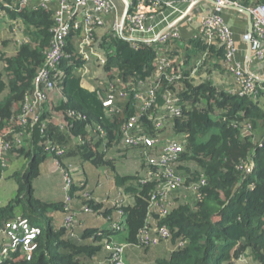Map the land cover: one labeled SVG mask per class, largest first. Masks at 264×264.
<instances>
[{
    "label": "trees",
    "instance_id": "trees-1",
    "mask_svg": "<svg viewBox=\"0 0 264 264\" xmlns=\"http://www.w3.org/2000/svg\"><path fill=\"white\" fill-rule=\"evenodd\" d=\"M37 1L0 0V139L8 144L6 152L0 150V192L4 181L16 185L13 198L0 197V249L7 222L22 217L40 228L31 252L19 249L0 264H112L109 243L124 245L125 264H234L247 257L252 264H264V138L258 133L264 127V84L256 83L254 96L230 93L238 83L227 69L226 50L218 38H171L132 46L108 31L99 35L95 30L94 41L105 52L102 69L107 77L102 89L90 91L83 83L96 80L98 67L84 60L72 43L80 34L81 27L74 25L81 9L76 0H67L72 28L57 66L62 79H55L46 99L22 122L25 98L45 65L55 28L53 6ZM213 70L227 78L228 85L217 82ZM109 94L113 104L104 107ZM168 98L177 99L179 115L163 108ZM150 100L146 107L144 102ZM133 117L131 135L161 143L174 139L182 147L170 162L179 183L157 206L152 198L160 200L166 179L161 173L159 178L148 175L157 167L147 157L160 149L123 141L122 127ZM56 149L62 153L56 155ZM47 158L58 163L55 177L62 180L61 188L71 167L84 170L83 164L89 163L106 171L116 188L113 194L101 197L87 188V181L74 183L69 212L77 217L78 209L85 217H102L110 224L122 220L124 230L78 228L77 222L68 228L64 221L54 225L49 214H65L64 200L35 195L36 181L47 180L41 171ZM162 226L167 227L166 238L155 232ZM142 230L156 241H139ZM117 235L122 242L114 240ZM153 247L161 255L167 251V256L147 263L143 258Z\"/></svg>",
    "mask_w": 264,
    "mask_h": 264
},
{
    "label": "built area",
    "instance_id": "built-area-1",
    "mask_svg": "<svg viewBox=\"0 0 264 264\" xmlns=\"http://www.w3.org/2000/svg\"><path fill=\"white\" fill-rule=\"evenodd\" d=\"M22 3H28L30 0H20ZM191 3L194 0H190ZM213 1V13L205 17L202 21V29L199 36L205 37L209 42H213L215 38H218L226 50L227 69L235 76L238 83L237 89H233L230 93H236L239 96H254L256 83L264 82V76H260L254 71H250L247 67L241 69L231 64V57L233 56V41L230 30L225 24L222 13L223 9L227 6H241L238 2L232 0H212ZM42 6L52 5L55 10L54 22V36L51 43V48L46 54V61L44 67L38 72L35 81L33 92L25 98V102L20 115V120L25 121L27 116L32 114L33 109L41 104L47 97V92L50 90L55 79H62V72L57 69L61 59L65 56L63 47L65 45V38L70 32L72 26L70 23L69 14L71 12V5L67 0H39ZM148 3V4H147ZM159 0H132L127 5V11L122 16H115L109 24H107L106 17L111 13H116V5L113 0H76V6L80 7L81 13L78 16L77 22L74 26H80V34L76 37L72 43L79 47L82 58L86 61L93 60L100 71L102 76L98 77L99 84H102V80L107 77L106 71L102 69L105 64L106 57L105 52L98 47V44L94 41L93 33L100 27L107 26L108 32L113 36L121 37L126 39L135 46L139 41H160L166 42L171 38L178 37V31L174 25L169 28L163 29L160 33L155 34L152 37H146L143 33L150 32L151 28L147 27V20L152 18L154 10L159 5ZM5 6L10 8L12 4L9 2L5 3ZM146 9V10H142ZM251 15L252 20V34L250 39H247V35L242 36V41L249 43L251 54H254L258 60H264V3H259L246 8ZM1 12V11H0ZM102 79V80H101ZM116 81L113 79L109 85ZM152 95V93H150ZM142 101L144 99H141ZM153 100V99H152ZM145 101L144 105L149 107L151 101ZM104 107H111L113 104V95L109 94L103 99ZM163 108L170 115H179L180 107L175 98H168ZM36 120V118L34 119ZM135 118L133 117L127 124L122 127L123 141L133 147L143 145L144 147H159L160 151L156 155L147 157V162L157 167L154 173L151 171L148 175L152 178H159V174L166 179L163 183V187L158 192L160 200L152 198V205L157 206L160 201L166 195V191L170 188L177 186L179 178L173 175L170 167V162L176 158L179 152L182 150L181 144L170 139L164 143H161L159 139L149 138L144 135L134 136L131 135L130 131L133 128ZM159 124V123H157ZM98 136L103 135V131L98 129ZM22 133L18 132L15 135L17 142L20 141ZM8 144L4 143L3 139H0V150L6 152ZM62 150L56 149L55 154L59 155ZM53 163L57 166L56 160ZM75 168H70L63 176V190H64V211L65 217L64 222L69 228L73 223L76 222V215L69 212L71 195L70 191L75 183ZM87 193H83L86 196ZM85 213H90L88 208L84 209ZM162 214L165 213L164 209H161ZM121 214V213H120ZM110 228L114 231L124 230L125 225L122 220L113 222ZM161 238L168 237L167 227L162 226L155 231ZM40 233L38 226H32L29 224L27 219L18 217L16 220L7 222L3 227L1 235L3 241L1 242L0 249V262L8 260L11 256L20 251L24 254L31 252L36 244L35 239ZM141 242H155L157 237H149L147 231L142 230L138 236ZM106 249L111 251V262L112 264H125L124 261V245L117 243H109Z\"/></svg>",
    "mask_w": 264,
    "mask_h": 264
},
{
    "label": "crops",
    "instance_id": "crops-1",
    "mask_svg": "<svg viewBox=\"0 0 264 264\" xmlns=\"http://www.w3.org/2000/svg\"><path fill=\"white\" fill-rule=\"evenodd\" d=\"M132 0H113L116 5V13H111L106 17V23L109 24L110 21L115 17L122 16L127 9L128 3ZM238 2L241 6H227L223 9V19L225 24L228 26L232 41H233V56L230 61L235 67L241 69L248 68L250 71H254L260 76H264V60H258L254 54L249 56L248 44L242 41V36L246 34L247 18L246 16L238 11L236 7L246 9L250 6L264 3V0H245L246 5H242L243 0H232ZM160 9L156 8L153 12L152 18L147 20V27H150V32L143 33L146 37H152L157 33H160L163 29L169 28L174 25L178 31V40L185 41L188 39L195 38L200 35L202 29V21L205 17L213 13V4L207 0H200L199 2L191 3L190 0H159ZM146 10V9H142ZM247 10V9H246ZM252 21V20H251ZM105 31H108L107 26H103L97 29V34L102 35ZM213 69V68H212ZM102 71L98 68L93 73V78L96 79L92 84L83 83L88 90L92 91L94 87H104L103 84H99L98 77H101ZM220 73L213 70V77L219 83H224L228 85V79L219 75ZM102 80V79H101ZM264 84V82H262ZM262 101H264L263 98ZM259 136L264 138V127H260L258 130ZM84 170L77 169L75 173V184L83 185L87 181V188L96 189L101 197L105 195H111L115 191V186L113 180L106 171L102 169H97L89 163L83 164ZM41 171L44 174V178L53 183L55 182V189L52 191L45 190L39 197L43 198H54L58 201L64 200V191L61 188L62 180H58L55 177L56 167L51 158H47L41 165ZM46 180V181H47ZM74 203V204H73ZM72 205L75 206V201ZM77 205V204H76ZM74 208V207H73ZM75 209V208H74ZM76 222L79 223L78 228L84 227H95V228H110L111 224L107 219L102 217H85L80 213L78 209ZM51 216L54 225L59 226L63 223L65 214L64 212H52L49 214ZM81 224V226H80ZM123 231V230H120ZM114 240L122 242V235H117L113 237ZM169 250L168 248H166ZM125 257V256H124ZM227 264V263H225ZM234 264H239L235 261Z\"/></svg>",
    "mask_w": 264,
    "mask_h": 264
},
{
    "label": "rangeland",
    "instance_id": "rangeland-1",
    "mask_svg": "<svg viewBox=\"0 0 264 264\" xmlns=\"http://www.w3.org/2000/svg\"><path fill=\"white\" fill-rule=\"evenodd\" d=\"M36 191H35V195L39 196L40 194H42L43 191L45 190H50L52 191L53 189H55L56 185L55 182L53 181V183L49 180H45V179H39L36 181ZM15 189H16V185L13 181L10 180V182H3L2 186H1V192H0V197L3 199H7V198H13L15 196ZM4 201V200H3ZM160 247V246H158ZM133 248H129L128 252L130 250H132ZM155 247H153L149 253L146 254V256L143 258L145 261L151 262L152 260H154V258L156 257H164L167 256V251L166 253H164L163 255H161L159 252L155 251ZM166 250V249H165ZM249 258H245L244 260L242 259L241 261H236L239 264H252L251 261L249 260ZM139 264H143V263H139ZM225 264V263H224Z\"/></svg>",
    "mask_w": 264,
    "mask_h": 264
},
{
    "label": "water",
    "instance_id": "water-1",
    "mask_svg": "<svg viewBox=\"0 0 264 264\" xmlns=\"http://www.w3.org/2000/svg\"><path fill=\"white\" fill-rule=\"evenodd\" d=\"M199 1L200 0H194L192 3L194 5L195 3L199 2ZM207 1H210L213 4L212 0H207ZM236 9L238 11H240L241 13H243L246 16V18H247L246 35H247V39H250L251 34H252V21H251L250 12L248 10L240 8V7H236ZM126 11H127V9H126ZM248 48H249L248 54L250 56L251 55V50H250L249 43H248Z\"/></svg>",
    "mask_w": 264,
    "mask_h": 264
}]
</instances>
